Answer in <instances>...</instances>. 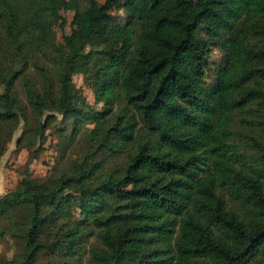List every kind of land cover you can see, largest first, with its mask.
<instances>
[{"label": "trees", "instance_id": "1", "mask_svg": "<svg viewBox=\"0 0 264 264\" xmlns=\"http://www.w3.org/2000/svg\"><path fill=\"white\" fill-rule=\"evenodd\" d=\"M57 114L52 172L0 194V264H264V137L236 140L264 126V0H0V157Z\"/></svg>", "mask_w": 264, "mask_h": 264}, {"label": "rangeland", "instance_id": "2", "mask_svg": "<svg viewBox=\"0 0 264 264\" xmlns=\"http://www.w3.org/2000/svg\"><path fill=\"white\" fill-rule=\"evenodd\" d=\"M84 2L85 0H81ZM102 1V0H99ZM61 14L64 16V21L62 23L57 22L54 25L55 29V41L57 46L64 54L70 53L71 49L68 46L65 36L70 33L73 27H79L85 22L83 16L75 17L74 10H60ZM116 14L117 11H114ZM123 15L122 11H119L117 18L121 19ZM218 56V51L215 50L212 57L216 58ZM73 81L76 87L79 88L81 94L87 102L99 107V103H95L94 94L90 86L84 81L82 74L75 73L73 75ZM66 126V132L71 130L70 119L63 118L60 114H57L56 119L50 124V126L45 131V139L41 148L38 151L37 157L32 160L29 159L30 150H28L27 145H32V150L34 151L37 144H32L30 141H25L24 145H17L16 140L22 135L23 124H19L18 128L14 131L13 136L9 142H7V147L2 156L0 157V194L5 192L8 188H11L17 184V181L27 167L32 176L44 177L52 172L53 166L56 162V156L58 154V149L60 147V130L62 126ZM92 124H88L91 126ZM237 128L242 131V134L236 136V140L241 142H247V138L244 133L249 135L264 137V126L258 124H248L240 125L237 120ZM27 144V145H26ZM85 130L79 132L76 136L75 141L72 143L69 149V158H77L85 148ZM32 151V152H33ZM63 162V161H62ZM96 244L95 238L91 237L87 244ZM14 248L18 250V247L11 244L10 241H2L0 243V257H10ZM42 262H52V257L46 253L45 255L39 256Z\"/></svg>", "mask_w": 264, "mask_h": 264}]
</instances>
